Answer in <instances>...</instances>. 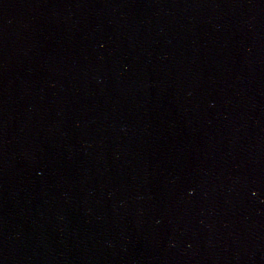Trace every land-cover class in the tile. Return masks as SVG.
Here are the masks:
<instances>
[{
  "label": "water",
  "instance_id": "95a60500",
  "mask_svg": "<svg viewBox=\"0 0 264 264\" xmlns=\"http://www.w3.org/2000/svg\"><path fill=\"white\" fill-rule=\"evenodd\" d=\"M0 264H264V0H0Z\"/></svg>",
  "mask_w": 264,
  "mask_h": 264
}]
</instances>
